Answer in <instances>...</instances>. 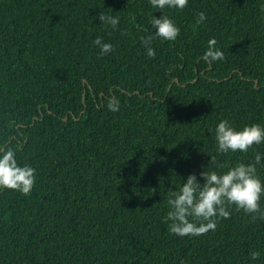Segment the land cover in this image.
<instances>
[{"label":"trees","instance_id":"16d2710c","mask_svg":"<svg viewBox=\"0 0 264 264\" xmlns=\"http://www.w3.org/2000/svg\"><path fill=\"white\" fill-rule=\"evenodd\" d=\"M262 9L264 0H188L182 11L150 0H0V147L36 169L30 195L0 190V264H264V220L235 206L196 237L172 234L164 219L191 174L203 184L202 171L259 153L264 181V143L219 153L215 138L225 119L264 128ZM162 15L180 28L175 41L155 36L150 21ZM97 37L114 51L101 55ZM213 38L225 58L209 63Z\"/></svg>","mask_w":264,"mask_h":264},{"label":"clouds","instance_id":"9594fccd","mask_svg":"<svg viewBox=\"0 0 264 264\" xmlns=\"http://www.w3.org/2000/svg\"><path fill=\"white\" fill-rule=\"evenodd\" d=\"M150 4L160 10L170 8L182 11L188 5V0H150ZM98 15L102 24L117 29L119 18L107 15L104 11ZM206 19V14L201 12L196 22L202 24ZM150 22L155 29V36L165 41H175L180 34V28L166 15L159 18L154 16ZM152 39V36L143 39V44L147 48V55L155 58L156 53L149 46ZM93 43L100 49L101 55L114 51L113 46L103 42L101 37H97ZM216 43L214 38L210 39L203 55L209 63L225 58L224 53L215 47ZM119 107L117 98H108L109 111H119ZM215 138L219 153H247L249 149L255 150V145L264 143V128L253 124L237 130L225 119L217 125ZM254 160L255 163L247 165L239 163L222 174L217 171H202L200 176L205 181L203 184L198 182L195 174L189 175L180 190L172 193L174 198L168 200L170 210L164 219L166 223L171 221L169 231L180 237H196L206 235L209 231L215 232L219 219L230 218L232 206L251 215L253 222L257 218L264 220V208L261 206L264 181L257 176L256 168L261 163L262 156L257 153ZM213 162L214 158L211 157L209 165ZM35 183L36 169L27 164L21 166L14 150L0 147V190L8 189L27 196L33 191ZM250 256L252 260H256L260 253L254 251Z\"/></svg>","mask_w":264,"mask_h":264}]
</instances>
